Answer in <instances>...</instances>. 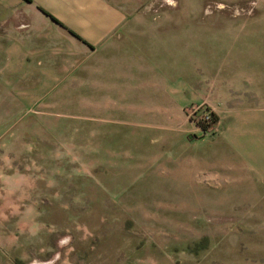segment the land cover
<instances>
[{
	"label": "rangeland",
	"instance_id": "1",
	"mask_svg": "<svg viewBox=\"0 0 264 264\" xmlns=\"http://www.w3.org/2000/svg\"><path fill=\"white\" fill-rule=\"evenodd\" d=\"M32 3L0 0L44 70L0 56V264H264V0Z\"/></svg>",
	"mask_w": 264,
	"mask_h": 264
},
{
	"label": "crops",
	"instance_id": "2",
	"mask_svg": "<svg viewBox=\"0 0 264 264\" xmlns=\"http://www.w3.org/2000/svg\"><path fill=\"white\" fill-rule=\"evenodd\" d=\"M56 1L57 0H32L33 3L31 6L40 7L45 11H50L56 7ZM19 3L20 2H18V4ZM61 5L63 4L61 3ZM101 7L102 8L98 10L104 11L105 14H97L94 17L87 15L88 17L78 18L74 24H68L82 41L74 40L75 42H73L72 40H69V43L73 46L72 49L77 51L82 56H90L91 53L95 54L97 50L104 49V47L105 49L107 47L108 49L112 48V37H109L113 29L112 11L111 8H109L110 6L107 7V5H102ZM1 42L2 41L0 40V56L6 54V59L8 60L5 66L10 69L16 67L19 68L20 70H17L16 72L19 74H31V69L33 68H36L38 73H43L44 70L41 66L42 64L38 62L34 63L32 61V58H34V50L38 48L33 45L32 41L24 38H17L13 40L9 37L7 47H5V45L1 46ZM254 45L256 44L252 43L250 47V53L253 54L252 57H256L257 54V47ZM89 47H91L92 50H90ZM14 72L15 71H12V73Z\"/></svg>",
	"mask_w": 264,
	"mask_h": 264
},
{
	"label": "trees",
	"instance_id": "3",
	"mask_svg": "<svg viewBox=\"0 0 264 264\" xmlns=\"http://www.w3.org/2000/svg\"><path fill=\"white\" fill-rule=\"evenodd\" d=\"M205 123V122H204ZM199 128L203 131H206V128L203 124L198 123Z\"/></svg>",
	"mask_w": 264,
	"mask_h": 264
},
{
	"label": "built area",
	"instance_id": "4",
	"mask_svg": "<svg viewBox=\"0 0 264 264\" xmlns=\"http://www.w3.org/2000/svg\"><path fill=\"white\" fill-rule=\"evenodd\" d=\"M208 120H206V122H207ZM205 122V121H204Z\"/></svg>",
	"mask_w": 264,
	"mask_h": 264
}]
</instances>
